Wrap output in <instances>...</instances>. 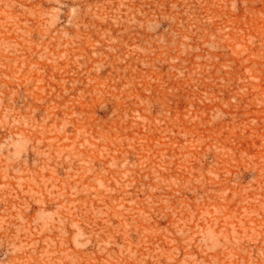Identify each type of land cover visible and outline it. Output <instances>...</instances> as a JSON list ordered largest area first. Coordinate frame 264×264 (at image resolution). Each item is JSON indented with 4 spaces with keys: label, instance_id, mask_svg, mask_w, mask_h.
Instances as JSON below:
<instances>
[{
    "label": "rangeland",
    "instance_id": "obj_1",
    "mask_svg": "<svg viewBox=\"0 0 264 264\" xmlns=\"http://www.w3.org/2000/svg\"><path fill=\"white\" fill-rule=\"evenodd\" d=\"M0 264H264V0H0Z\"/></svg>",
    "mask_w": 264,
    "mask_h": 264
}]
</instances>
